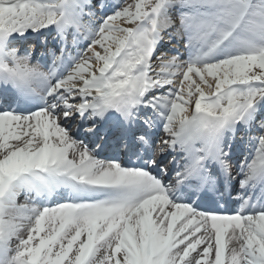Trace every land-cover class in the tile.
I'll return each instance as SVG.
<instances>
[{
  "label": "snow or ice",
  "instance_id": "6c2138e0",
  "mask_svg": "<svg viewBox=\"0 0 264 264\" xmlns=\"http://www.w3.org/2000/svg\"><path fill=\"white\" fill-rule=\"evenodd\" d=\"M0 264H264V0H0Z\"/></svg>",
  "mask_w": 264,
  "mask_h": 264
},
{
  "label": "bare ground",
  "instance_id": "6f19581e",
  "mask_svg": "<svg viewBox=\"0 0 264 264\" xmlns=\"http://www.w3.org/2000/svg\"><path fill=\"white\" fill-rule=\"evenodd\" d=\"M127 2H133V0H127Z\"/></svg>",
  "mask_w": 264,
  "mask_h": 264
}]
</instances>
